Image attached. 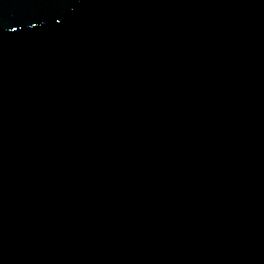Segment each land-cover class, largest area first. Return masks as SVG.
Here are the masks:
<instances>
[{
  "label": "water",
  "instance_id": "water-1",
  "mask_svg": "<svg viewBox=\"0 0 264 264\" xmlns=\"http://www.w3.org/2000/svg\"><path fill=\"white\" fill-rule=\"evenodd\" d=\"M0 264H264V0H0Z\"/></svg>",
  "mask_w": 264,
  "mask_h": 264
}]
</instances>
